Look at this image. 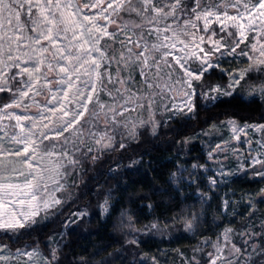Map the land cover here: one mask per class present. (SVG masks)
Returning <instances> with one entry per match:
<instances>
[{
  "label": "snow or ice",
  "instance_id": "snow-or-ice-1",
  "mask_svg": "<svg viewBox=\"0 0 264 264\" xmlns=\"http://www.w3.org/2000/svg\"><path fill=\"white\" fill-rule=\"evenodd\" d=\"M225 61L238 65L225 72L226 87L200 83L206 73L224 71ZM242 82L264 101V0H0V264H59L58 247L44 255L39 244L15 252L12 244L41 214H56L71 195L70 176L125 149L141 129L155 134L195 118L200 99L215 103ZM227 128L231 140L217 143L208 159L219 162V153L231 152L244 177L264 184V123L229 120ZM249 129L258 138L241 141ZM244 144L247 157L240 153ZM217 174L234 175L223 165ZM109 199L99 205L102 215ZM258 205L264 188L248 194L245 224L230 222L215 240L203 239L185 264H264ZM223 207L227 214V200ZM87 215L72 213L64 227ZM200 219L185 212L164 226L182 223L194 234ZM120 223L136 231L131 216L122 214ZM151 229L162 231L157 223Z\"/></svg>",
  "mask_w": 264,
  "mask_h": 264
},
{
  "label": "trees",
  "instance_id": "trees-1",
  "mask_svg": "<svg viewBox=\"0 0 264 264\" xmlns=\"http://www.w3.org/2000/svg\"><path fill=\"white\" fill-rule=\"evenodd\" d=\"M200 83L226 87L228 80L220 69H215L205 74ZM242 85L232 96H221L215 103L200 99V109L193 119L165 124L155 134L151 129H141L139 137L129 140L125 149L110 151L94 163L86 162L82 176L68 178L71 195L56 214L37 217L39 223L13 243L12 250L25 246L31 249L39 244L44 255H48L53 247L51 239H59V264H145L146 252L179 247L194 254L202 237L214 236L215 230L228 221L221 212L219 190L209 185L201 171L193 183L189 182L190 166L202 165L206 158L210 137L205 133L211 125L226 120L264 123V101L259 96L253 98L247 85ZM193 136L197 137L191 139ZM183 165L187 168L179 175ZM236 180L237 187L245 192L262 186L251 179ZM73 181L76 187H71ZM106 197H110L109 210L102 215L99 205ZM262 206L258 205V209ZM84 210L88 215L78 225L64 227L63 222L72 213ZM185 212L201 218L194 234L185 232L182 223L165 228L164 221ZM122 214L132 217L136 231L129 233L121 227ZM230 220L235 228L246 223L239 216ZM153 223L159 224L162 231L151 229ZM128 235L135 236L138 243H127Z\"/></svg>",
  "mask_w": 264,
  "mask_h": 264
},
{
  "label": "rangeland",
  "instance_id": "rangeland-1",
  "mask_svg": "<svg viewBox=\"0 0 264 264\" xmlns=\"http://www.w3.org/2000/svg\"><path fill=\"white\" fill-rule=\"evenodd\" d=\"M228 59H231V58H228ZM194 67H195V65H194ZM236 67H238L237 64H235V63L229 64L225 61L223 63L224 71H222V72L224 74H225V72H231ZM217 69H220V68H217ZM226 76H227V80L229 82V77H228V75H226ZM228 91H233V90L228 89ZM212 94L215 95V93H212ZM227 121H229V120L223 121L220 124L211 125L209 127V131L206 132V133H208V135H205V136L208 138L210 137V140H209V145L204 152L205 156H206L205 161L201 165L204 167H199V168L193 169V165H194L193 164L189 168V172L191 175L193 173H195L194 178L191 181L189 180L190 183H193L195 181L196 174L199 171H201L202 175L208 180V182H209L210 178H214L217 180L218 183L216 185H211L210 183H209V185L214 187L215 189L219 190L221 197H222V206H221L222 210H221V212H222L223 217H226V220H228V221H226L225 225H223L222 227L217 228L215 230L214 236L208 235V236L202 237L201 241L203 239H206V238H211L212 240H215V238L223 231V229L225 227H228L230 222H232L230 220V217L239 216L241 218L243 216V217H245V219H243V220H246L247 217L245 214V209L247 208V196H248V194H250V193L255 194V193L259 192L261 188H264V184H262V186L260 188H258L257 191L245 192V191H242V188H240V186L237 187L239 184H238L236 179L242 178V179L246 180V179H251V178L250 177H244L243 173L241 171H238V165H239L240 161L237 160L236 156L233 153H231V152L219 153L218 154L219 155V162L208 159L209 150L215 149V145L217 143H220L225 139L231 140L232 133L227 128ZM237 124L239 126H243L245 123L244 124L237 123ZM248 131L250 133V136L249 137L241 136V141L248 139V138H251V137L258 138V134L252 133L251 129H249ZM197 134H199V133H197ZM196 137L197 136H193V137H191V139H194ZM231 145L237 146V142L232 140ZM253 147L254 148L256 147L255 143H253ZM240 153L244 157H247V155H248V145L247 144H244L243 147L240 148ZM253 154H255V153H253ZM225 156H227L228 158L225 159L224 158ZM221 165H223L224 171L233 172L234 175H224V176L218 175L217 170L221 168ZM186 168H187V166L183 165L179 169L178 174L180 175V172H183ZM204 168H207L208 171L205 172ZM225 200L228 201L227 214L225 213V209L223 207ZM233 212L237 213L238 215H233ZM41 215H43V214H41ZM103 215H105V214H103ZM256 216L257 217L264 216V206H262V209L260 208L259 211L256 212ZM73 219H75V217H73ZM231 226L233 227L232 224H231ZM58 240L59 239H51L53 247H58V244H57ZM201 241L199 242V245L201 244ZM196 247L197 246H195V248ZM28 250H30V249H28ZM13 252H15V251H13ZM181 254H183V255H181ZM145 256L147 259V262L145 264H185V258L191 259L193 254L192 253L190 254L185 249L179 247L176 249H172V248L157 249L156 252H151V253L146 252ZM153 258H155V260H153ZM21 259H24V258L21 257ZM10 264H16V262L13 261V262H10Z\"/></svg>",
  "mask_w": 264,
  "mask_h": 264
}]
</instances>
